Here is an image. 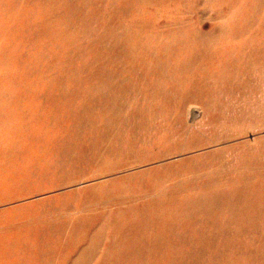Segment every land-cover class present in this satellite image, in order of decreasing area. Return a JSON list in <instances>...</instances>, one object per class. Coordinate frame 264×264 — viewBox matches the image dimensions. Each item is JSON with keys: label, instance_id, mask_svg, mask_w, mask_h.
I'll return each mask as SVG.
<instances>
[{"label": "rangeland", "instance_id": "rangeland-1", "mask_svg": "<svg viewBox=\"0 0 264 264\" xmlns=\"http://www.w3.org/2000/svg\"><path fill=\"white\" fill-rule=\"evenodd\" d=\"M255 49L257 80L264 0H0V96L26 123L7 131L0 120V264L30 227L146 197L193 216V238L185 199L263 180L264 79L234 86L250 80L242 61ZM166 262L115 252L113 264Z\"/></svg>", "mask_w": 264, "mask_h": 264}, {"label": "bare ground", "instance_id": "bare-ground-1", "mask_svg": "<svg viewBox=\"0 0 264 264\" xmlns=\"http://www.w3.org/2000/svg\"><path fill=\"white\" fill-rule=\"evenodd\" d=\"M9 17L11 18L10 15ZM202 47L204 50L208 49V46ZM245 58L242 67L252 76H248L250 80L234 82L235 88L244 91L251 87L250 84L257 83L260 77L264 79V73L260 72L262 76L256 80L258 74L256 71L259 72L263 68L259 63L263 59L262 54L255 49L253 54L248 52ZM249 96L247 95L248 98ZM33 98L40 99L32 97L31 100ZM45 98L49 101L48 97ZM31 100L29 104L32 103ZM22 101L24 104L27 103L26 95ZM8 104L9 102L0 96V120L2 121L3 114L7 115L5 126L6 130L10 131L26 123L14 119L15 111L4 110L8 109ZM191 109L193 117L197 116L199 113L197 106ZM93 122L94 120H87L90 126ZM76 139L80 140L79 137ZM76 149L69 155L70 160L77 157ZM124 179L116 177L109 181L116 184L124 182ZM181 200L176 201L181 203ZM184 202L186 207H193L197 211L195 218L198 219L199 231H193V238L186 237V231L189 230L183 229L193 216L184 211L179 214V211L173 208L176 202L172 200L161 201L156 197H146L139 202L132 201L129 206L121 207L117 211L103 209L89 213L91 208L85 206L82 209L85 212L79 217L69 219L62 216L61 221L56 217L38 228L30 227L27 230L28 235L22 234V238L17 237L16 240L8 239L14 245L16 241L19 247L24 246L19 248L20 254L16 250L11 252L9 256L12 262L6 260L1 264H30L29 259L33 255L27 250L28 241L36 244L38 257L32 260V264H52V255L56 251L62 254L60 258L62 264L74 252L76 255L68 259V264H91L90 261L96 256H99L98 264H113L115 252L118 258L158 255L167 259V264H264V179L244 189L241 186H234L220 191L196 193ZM169 207L172 208L165 210ZM65 208L71 209L70 206ZM231 208L235 209L237 214L232 213ZM65 213L69 215L70 210H65ZM65 226L68 227L67 230ZM65 231L67 235L61 240L65 236ZM24 232L26 229L22 231ZM105 233L108 239L103 242L98 239V235ZM256 238L260 239L256 241ZM147 242L149 247L146 246ZM234 245H239L240 249L231 255L229 253ZM43 248L46 252L40 257L39 253ZM12 255L16 258L13 259ZM213 258L221 259V263H212Z\"/></svg>", "mask_w": 264, "mask_h": 264}]
</instances>
